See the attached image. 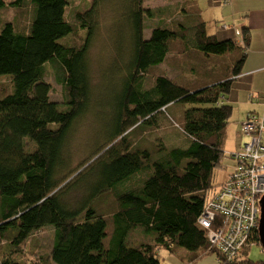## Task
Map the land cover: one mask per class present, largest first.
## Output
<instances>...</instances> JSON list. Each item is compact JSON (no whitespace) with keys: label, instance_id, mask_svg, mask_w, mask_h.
I'll return each mask as SVG.
<instances>
[{"label":"trees","instance_id":"trees-1","mask_svg":"<svg viewBox=\"0 0 264 264\" xmlns=\"http://www.w3.org/2000/svg\"><path fill=\"white\" fill-rule=\"evenodd\" d=\"M22 1L11 5L21 7ZM128 1L131 37L125 41L124 82L116 96L119 127L107 153L89 169L96 174L87 187V199L74 208L63 198L66 192L60 196L55 191L68 175L60 171L64 148L92 99L88 55L97 3L77 15L85 35L76 34L67 21V0H32L28 31H17L7 22L0 32V76L11 78L0 85V264H161V249L222 256L210 250L198 219L213 196L209 193L214 174L223 167L233 114L225 97L242 74L250 30L238 31L241 45L219 41L208 33L191 0L193 7L186 12L190 17L153 27L146 39L145 19L152 12L143 7L144 0ZM5 7V0H0V16ZM69 36L75 38L60 43ZM224 58L228 65L222 64ZM191 60L198 63L197 68L188 67L191 79L185 80L184 68L179 80L159 73L152 86L143 87L146 76L160 65L180 68V62L189 65ZM48 62L64 88L67 110L51 100L52 87L44 80ZM248 101L259 108L254 111H263L264 97L250 94ZM175 103L191 105L179 124L190 140L188 148L169 150L157 138L158 144L150 149L132 140L139 127L158 130L162 109ZM126 127L132 129L126 133ZM119 185L127 191H118ZM50 226V254L36 261V251H28L27 245L35 233ZM136 229L153 239L131 245L129 236ZM255 243L260 244L257 230L233 264H254L244 257ZM25 249L33 256L28 260L21 257Z\"/></svg>","mask_w":264,"mask_h":264},{"label":"rangeland","instance_id":"rangeland-1","mask_svg":"<svg viewBox=\"0 0 264 264\" xmlns=\"http://www.w3.org/2000/svg\"><path fill=\"white\" fill-rule=\"evenodd\" d=\"M15 1L5 0L6 7L2 9L0 16V32L7 22L12 23L17 31H28L29 29L34 16L32 0H23L21 7L12 6L11 3ZM67 1L69 4L65 17L78 35H85L86 31L83 28L81 30L80 23L77 21V15L79 13H87L92 7L95 8V3H97L94 16L95 34L88 55L93 92L92 99L88 112L75 122L68 139V144L64 148L63 156L65 159L60 166V171L63 175H68L64 182L60 184V188H57L55 191L60 196L63 192H66L63 198L74 208L77 207L79 202L87 199V187L92 183L96 174V170L89 169L98 161L101 155L107 153L106 150L110 148L108 142L119 127L115 117L116 96L124 82V67L127 60L125 41H129L131 34L127 30L130 22V5L128 0H98L97 2H95L96 0ZM198 1L202 4L206 3L205 0ZM185 2H188V4ZM143 7L152 12V15L147 16L145 19L146 31L144 32V37L148 39L151 36L153 27L172 23L175 25L180 21H184L183 17H190L186 13L189 12L187 7L191 8L193 5L191 0H144ZM207 18L209 17L207 16ZM222 21L223 16L217 22L216 19L214 20V17L208 19V24L206 23L208 33L211 35L215 34L223 27ZM226 25L231 24L228 23ZM74 38L73 36L66 37L60 43L71 42ZM223 61L224 63L222 64H229L227 59L224 58ZM186 63L187 61L183 64L180 62V68H173L167 64L160 65L152 73L153 75L148 74L146 76L143 87L152 86L155 75L159 73H164L170 79L179 80V77H181L180 70H184V68L187 71L184 73L185 80L191 79L188 67L194 66L197 68L198 63L193 60L189 61V65ZM57 71L60 74L58 69ZM56 73V70L48 62L45 68L44 80L52 87L51 100L57 102L60 110L64 111L69 109V107L66 104L64 88L57 81ZM10 79L9 76H0V85L10 82ZM10 91L12 92L13 89H10ZM231 92L234 94L230 93L225 97V103L233 107V114L228 126L224 148L225 155L222 161L223 167H219V170L214 174V187L210 191V195L217 192L219 188H222L223 181L228 172H232L236 167L237 160L233 155L241 153L243 144L249 139L242 131V123L245 120L246 114L250 111L259 110L258 107L249 104L247 93L243 91V88L236 90L235 87H232ZM190 107L191 105L175 103L169 105L166 109L163 108V118L159 120L161 124L160 128L156 130L153 127H149L150 129L139 127L135 130L136 134L133 135L132 140L150 149L158 144L156 142L157 138H160V141L169 150L188 148L190 140L179 124L183 122V112ZM165 115L169 116L170 119ZM52 127L54 128L55 125ZM126 128L128 129L129 127ZM131 129H128L126 133ZM83 173L85 174L82 175ZM117 190L120 192L127 191L123 185H119ZM84 192H86V195ZM114 196L113 193L111 197ZM100 201L105 200L100 199ZM108 218L112 219L111 217ZM198 228L203 230L200 225ZM53 238L54 226H50L39 233H35L26 249L28 251H36L35 259L41 256L46 258L50 254L54 242ZM152 239V236L145 235L140 229L131 231L129 236L130 243L133 246L151 241ZM26 249L21 257L26 255L25 259L28 260L33 256L28 254ZM244 258H249L254 264H263L264 249L260 244L255 243L250 246L248 255ZM159 259L161 264H233L227 263L223 256L218 259L216 254H206L204 250L196 253L192 252L189 256H184L182 253H173L167 249H161L159 250Z\"/></svg>","mask_w":264,"mask_h":264},{"label":"built area","instance_id":"built-area-1","mask_svg":"<svg viewBox=\"0 0 264 264\" xmlns=\"http://www.w3.org/2000/svg\"><path fill=\"white\" fill-rule=\"evenodd\" d=\"M242 131L249 139L241 153L233 155L236 167L198 219L210 250H217L227 263L240 259L254 230H258L264 196V106L260 113L247 114Z\"/></svg>","mask_w":264,"mask_h":264},{"label":"crops","instance_id":"crops-1","mask_svg":"<svg viewBox=\"0 0 264 264\" xmlns=\"http://www.w3.org/2000/svg\"><path fill=\"white\" fill-rule=\"evenodd\" d=\"M205 2L202 4L194 0L195 6L199 8L207 24L211 17H214L217 22L223 16V27L212 34L216 35L219 41L234 40L237 45H241V36H238V31L243 27L249 28L250 46L242 74L235 78L234 87L236 90L243 88L248 99L250 94L264 97V0H205ZM228 23L231 25H226ZM178 253L189 256L186 250H179Z\"/></svg>","mask_w":264,"mask_h":264},{"label":"water","instance_id":"water-1","mask_svg":"<svg viewBox=\"0 0 264 264\" xmlns=\"http://www.w3.org/2000/svg\"><path fill=\"white\" fill-rule=\"evenodd\" d=\"M257 232L259 237V243L264 249V196L260 201V220Z\"/></svg>","mask_w":264,"mask_h":264}]
</instances>
